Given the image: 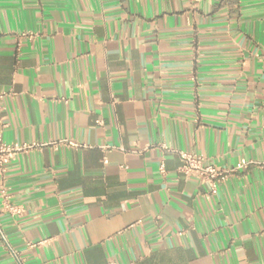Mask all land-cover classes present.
I'll use <instances>...</instances> for the list:
<instances>
[{
	"label": "crops",
	"instance_id": "1",
	"mask_svg": "<svg viewBox=\"0 0 264 264\" xmlns=\"http://www.w3.org/2000/svg\"><path fill=\"white\" fill-rule=\"evenodd\" d=\"M0 90V264H264V0H0Z\"/></svg>",
	"mask_w": 264,
	"mask_h": 264
},
{
	"label": "built area",
	"instance_id": "2",
	"mask_svg": "<svg viewBox=\"0 0 264 264\" xmlns=\"http://www.w3.org/2000/svg\"><path fill=\"white\" fill-rule=\"evenodd\" d=\"M6 92L0 90V174L3 175L8 163L14 159L17 155L22 153H27L30 150L41 149L46 144L32 142H15L7 143L2 138V130L6 126L3 118V99L6 96ZM181 164L178 168V173L185 178H194L209 186L210 194H216L218 190V185L223 177L229 173L225 169H217L212 164L207 162L205 158L201 155L188 152H179ZM159 172L161 174L165 173V168L163 163L159 166ZM0 198H1V211H6L12 215H17L22 212V209L10 202V195L4 184L3 179L0 180ZM0 240L4 245L9 248L6 237L2 231L0 224ZM15 256V254H14ZM108 264H116L115 262H110Z\"/></svg>",
	"mask_w": 264,
	"mask_h": 264
}]
</instances>
